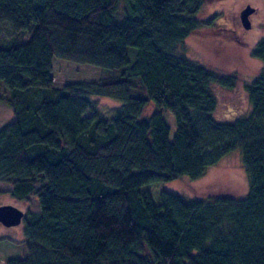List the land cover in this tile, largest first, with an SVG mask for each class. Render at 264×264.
Instances as JSON below:
<instances>
[{"label":"trees","instance_id":"16d2710c","mask_svg":"<svg viewBox=\"0 0 264 264\" xmlns=\"http://www.w3.org/2000/svg\"><path fill=\"white\" fill-rule=\"evenodd\" d=\"M205 1L0 0L12 36L1 98L14 116L0 129V184L39 205L6 264H264V66L246 86L248 113L218 120L214 87L234 89L236 77L178 49L203 27ZM252 54L264 64V39ZM91 95L122 105L106 119ZM235 151L241 199L162 190L155 201L143 189L201 178Z\"/></svg>","mask_w":264,"mask_h":264},{"label":"rangeland","instance_id":"374dc122","mask_svg":"<svg viewBox=\"0 0 264 264\" xmlns=\"http://www.w3.org/2000/svg\"><path fill=\"white\" fill-rule=\"evenodd\" d=\"M255 7L256 12L250 16L251 28L246 29L241 20V12L248 5ZM203 27L188 37L178 46L185 56L222 76H235L236 87L228 90L220 86L214 87L217 98L215 116L222 122H230L247 114L250 109L246 86L261 72L262 60L253 56L252 51L257 43L264 39V0H206L199 13ZM10 27L0 25V47L11 39ZM16 37V36H15ZM20 42H27L30 35H17ZM16 37V38H17ZM134 60V50L129 52ZM108 71H105L107 75ZM9 92L0 82V129L13 119L11 106L1 97ZM92 97V98H91ZM97 110L102 117L109 119L114 116L122 102L108 96L91 95ZM155 107L151 104L144 116H149ZM88 112L87 115H90ZM165 120L171 129V137L176 131L175 116L167 111ZM248 177L242 165L239 151L226 156L217 165L210 168L201 178L191 180L182 177L172 182H154L143 187L151 192L155 201H159V191L168 190L185 195L188 198H216L230 196L236 199L245 197L248 192ZM11 186L0 184V206L14 205L22 211H39L37 198L33 195L29 201L14 199L10 193ZM25 222L17 226H5L0 223V264H6L10 258L22 255L21 242L25 239Z\"/></svg>","mask_w":264,"mask_h":264},{"label":"water","instance_id":"95a60500","mask_svg":"<svg viewBox=\"0 0 264 264\" xmlns=\"http://www.w3.org/2000/svg\"><path fill=\"white\" fill-rule=\"evenodd\" d=\"M255 7L247 5L241 12V20L246 29L251 28L250 16L255 12ZM25 212L14 205L0 206V223L11 227L20 225L24 219Z\"/></svg>","mask_w":264,"mask_h":264},{"label":"flooded vegetation","instance_id":"af4514ba","mask_svg":"<svg viewBox=\"0 0 264 264\" xmlns=\"http://www.w3.org/2000/svg\"><path fill=\"white\" fill-rule=\"evenodd\" d=\"M248 5H249V4H248ZM255 12H256V10H255ZM255 12H254V13H255Z\"/></svg>","mask_w":264,"mask_h":264}]
</instances>
